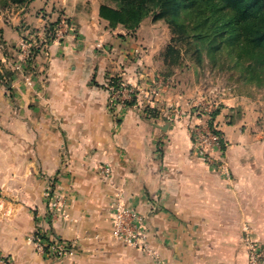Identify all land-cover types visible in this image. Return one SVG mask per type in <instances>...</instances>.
I'll use <instances>...</instances> for the list:
<instances>
[{
    "label": "crops",
    "instance_id": "obj_1",
    "mask_svg": "<svg viewBox=\"0 0 264 264\" xmlns=\"http://www.w3.org/2000/svg\"><path fill=\"white\" fill-rule=\"evenodd\" d=\"M98 10L92 0H32L22 29L7 33L19 51L25 38L41 39L62 18L73 29L57 41L44 38L29 63L18 52L11 78L0 80V256L9 264H248L245 227L264 247L256 104L227 98L214 118L226 140L228 179L192 154L189 128L202 119L174 114L186 103L183 83L156 95L154 118L127 108L115 119L106 80L141 92L146 79L137 64L152 70L163 45L141 26L109 28ZM101 164L110 166V180ZM52 180L65 193L67 219L48 224L43 192ZM116 195L144 216L156 257L111 236ZM40 230L67 243L69 253H38L29 237Z\"/></svg>",
    "mask_w": 264,
    "mask_h": 264
},
{
    "label": "rangeland",
    "instance_id": "obj_2",
    "mask_svg": "<svg viewBox=\"0 0 264 264\" xmlns=\"http://www.w3.org/2000/svg\"><path fill=\"white\" fill-rule=\"evenodd\" d=\"M92 1L97 2L99 8L102 5L114 6L111 0ZM29 4L30 2L21 0L15 3L8 2L6 5L0 2V80L5 81L11 78L12 73L10 65L12 63L14 64V59H16L15 57H17L16 54L18 52H20L19 61L29 63L38 51L40 44H43L44 38L57 41L63 39L66 33L73 31L70 27V22L62 18L56 25H48L41 39L25 38L19 51L16 49L12 50L11 46L8 44L7 33L10 31V28L15 27L22 29L21 17ZM225 12L226 11L223 10L222 14ZM62 22L65 23L63 24ZM140 26L144 35L148 36L151 33L156 35L158 41L161 42L160 45H163V48L155 56L154 70L152 69L154 72L150 69L149 72H145L144 66L139 63L137 64V73L143 75L146 79L144 80L145 87L142 88L140 92L137 86L131 85L135 92L132 94L127 105L121 110L134 108L138 109L143 117L154 118L156 116L154 98H156V95L162 89H169L171 86H175L176 83H183L184 90L182 91L187 95V99L184 107H179L174 110L175 115L184 112L191 117L200 118L198 112H201V108L209 103L217 104L215 113L218 114L225 99L245 96L256 104L259 112V118L252 133L253 138H255L254 142L264 143V78L260 79L246 68L249 64L251 68L259 64V54L261 51L256 50L254 54H252V52L249 54H241L240 49L237 47L236 39L234 38L231 41H226L225 36H223L221 50L214 53L212 57H209L201 43L191 41L194 44L197 43V47H201L202 49L200 53V62L197 63L195 53L193 51L186 52L188 44L178 40V37L172 33L170 27L163 20H154L153 16L150 15L141 22L138 28H140ZM55 31H59L58 37L54 36V39H50L48 34L52 35ZM34 40H36V42H34ZM23 45L29 46L31 53L29 58H26L24 55ZM169 46L176 49L179 53L178 57L176 54H169L166 56V49ZM133 57L135 58L134 60H136V55ZM173 60H175V62H173ZM172 75L176 76L173 82L169 80V77ZM177 78L179 79L176 82ZM116 79L117 81L121 80L118 78ZM108 80L113 79L110 78ZM121 110L117 111V116ZM110 114L112 115V113ZM217 114L213 116V118H215ZM113 117L115 118V116ZM201 119L202 122L200 125L204 124L206 118L202 117ZM68 253L69 251L67 254ZM47 255L55 256L53 258L64 257L56 256L53 253ZM0 258L9 264L5 258Z\"/></svg>",
    "mask_w": 264,
    "mask_h": 264
},
{
    "label": "trees",
    "instance_id": "obj_3",
    "mask_svg": "<svg viewBox=\"0 0 264 264\" xmlns=\"http://www.w3.org/2000/svg\"><path fill=\"white\" fill-rule=\"evenodd\" d=\"M18 1L20 0H0L4 5ZM111 1L114 6L102 5L99 8V17L108 23L109 28L122 26L133 31L145 18L152 15L154 20H163L178 40L188 44L186 52L193 51L197 63L200 62L202 49L194 41L201 43L209 57H212L221 50L223 36L226 41L235 38L241 54L261 51L259 64L253 68L249 64L246 68L260 79L264 78V0ZM223 10L226 12L222 14ZM169 54L179 55L170 46L166 49V56ZM112 82L116 85L117 79Z\"/></svg>",
    "mask_w": 264,
    "mask_h": 264
},
{
    "label": "built area",
    "instance_id": "obj_4",
    "mask_svg": "<svg viewBox=\"0 0 264 264\" xmlns=\"http://www.w3.org/2000/svg\"><path fill=\"white\" fill-rule=\"evenodd\" d=\"M58 34L59 31H55L52 35L48 34V37L54 39V36L58 37ZM23 46L24 55L29 58L31 55L29 46ZM106 89L109 94L107 108L116 119L117 111L127 105L135 90L122 80L117 81L116 85L113 84L112 80H106ZM216 107L217 104L209 103L201 108V112H198L200 118L205 117L206 119L204 124L193 125L189 128L191 151L197 159L201 160L210 169L228 179L230 170L224 160L226 140L214 125L213 114ZM98 172L107 180L112 178V170L109 165H99ZM57 184V180L49 181L43 192L46 211L41 219L48 224L67 219L65 193L57 190ZM111 212L113 218L111 236L126 247L140 251L148 257H156L149 241V230L144 216L135 209L126 207L119 195L114 197ZM29 241L40 254L53 253L56 256H65L68 252L67 243L53 238L45 230H40L30 236ZM243 241L247 248L248 264H264V247L252 237L251 230L248 227L244 229ZM0 264L7 263L0 258Z\"/></svg>",
    "mask_w": 264,
    "mask_h": 264
}]
</instances>
